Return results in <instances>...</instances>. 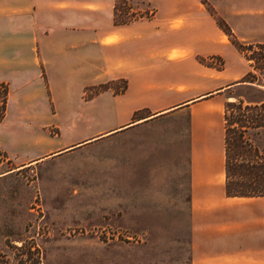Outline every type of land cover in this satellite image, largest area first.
Listing matches in <instances>:
<instances>
[{"label": "crops", "instance_id": "0c3cea01", "mask_svg": "<svg viewBox=\"0 0 264 264\" xmlns=\"http://www.w3.org/2000/svg\"><path fill=\"white\" fill-rule=\"evenodd\" d=\"M145 1L153 16L114 24L115 0H0L2 121L11 100L21 109L8 138L0 135V150L18 168L42 160L47 151L34 133L55 118L50 106L60 82L84 102L86 88L122 80L121 91L109 90L126 108L115 126L52 149L115 134L141 109L147 113L134 122L186 117L190 264H264V196H225L223 123L224 102L233 99L224 92L257 69L231 39L264 45V0ZM208 9L220 11L231 35ZM25 134L41 148L18 156L12 145Z\"/></svg>", "mask_w": 264, "mask_h": 264}, {"label": "rangeland", "instance_id": "374dc122", "mask_svg": "<svg viewBox=\"0 0 264 264\" xmlns=\"http://www.w3.org/2000/svg\"><path fill=\"white\" fill-rule=\"evenodd\" d=\"M117 5V20H145L156 11L145 0ZM208 12L215 23L221 18L220 11ZM244 54L257 68L251 82L224 96L262 100L264 51ZM212 65H219L214 57ZM123 87L122 80L102 82L86 88L80 102L61 81L50 106L55 118L35 127L47 155L18 168L0 150V264H190L186 117L134 122L147 113L141 109L115 134L52 149L115 126L126 108L112 102L109 90ZM19 110L11 100L0 123L4 139ZM247 134L264 153V128ZM32 140L25 134L12 150L40 151Z\"/></svg>", "mask_w": 264, "mask_h": 264}, {"label": "trees", "instance_id": "16d2710c", "mask_svg": "<svg viewBox=\"0 0 264 264\" xmlns=\"http://www.w3.org/2000/svg\"><path fill=\"white\" fill-rule=\"evenodd\" d=\"M118 1L115 0L113 5V22L124 24L130 20L115 19ZM216 24L225 34L231 35L222 18H216ZM231 43L247 59L254 58L247 57L244 54L246 50L263 55L264 45L242 44L235 38L231 39ZM252 77L253 73L249 71L241 81L251 82ZM7 98V85L0 83V122L5 115ZM233 99L234 101H225L223 105L224 194L227 197H261L264 196V153L257 149L247 133L249 129L264 128V99Z\"/></svg>", "mask_w": 264, "mask_h": 264}]
</instances>
